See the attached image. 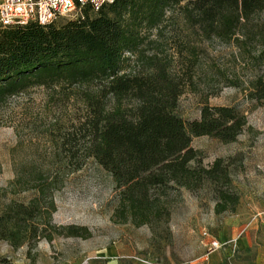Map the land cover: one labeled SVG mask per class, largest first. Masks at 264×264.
<instances>
[{
  "label": "trees",
  "instance_id": "obj_1",
  "mask_svg": "<svg viewBox=\"0 0 264 264\" xmlns=\"http://www.w3.org/2000/svg\"><path fill=\"white\" fill-rule=\"evenodd\" d=\"M175 25L178 35L169 38ZM192 36L236 47L259 68L264 0H116L99 11L85 6L77 19L61 25L33 22L0 31V102L40 87L61 104L72 99L83 104L74 122L57 121L46 131L51 150L36 152V158L48 164L15 167L12 185L35 196L0 208V242L18 250L56 236L90 238L87 228L53 223L56 192L90 158L120 190L114 214L119 223L153 231L168 227L167 198L181 189L209 191L217 215L237 211L240 194L231 164L219 158L204 166L192 141L208 136L234 143L248 126L247 117L225 106L205 105L200 119L191 122L177 112L186 89H195L203 51ZM168 40L173 54L161 51ZM246 91L264 101V76L248 80ZM0 264L9 263L0 259Z\"/></svg>",
  "mask_w": 264,
  "mask_h": 264
},
{
  "label": "rangeland",
  "instance_id": "obj_2",
  "mask_svg": "<svg viewBox=\"0 0 264 264\" xmlns=\"http://www.w3.org/2000/svg\"><path fill=\"white\" fill-rule=\"evenodd\" d=\"M171 14L172 11L168 13ZM79 16L80 13L59 19L56 24ZM173 29L169 38L178 35L176 25ZM192 40L203 51L194 75L195 89L189 87L181 96L178 114L191 122L200 119L205 105L225 106L237 108L248 120V126L234 143L225 144L208 136L192 141V147L202 153L204 166H211L219 158L231 164L232 184L240 194L237 211L217 215L209 191L192 193L181 189L170 192L167 198L171 210L168 227L162 225L153 231L148 225L119 223L114 214L119 207L120 190L111 174L90 158L56 192L53 223L87 228L91 237L56 236L53 242L43 239L33 248L26 245L18 250L4 242L0 245V259L9 264H108L111 260L99 256L111 247L116 248V253L114 249L111 252L118 264H203L226 218L243 213L264 220V101L251 99L246 91L248 80L257 74L264 76V63L257 68L242 59L236 47L219 41L199 42L196 36ZM171 46L168 40L161 51L173 54ZM126 58L135 60L130 54ZM232 82L241 85L236 87ZM51 94L50 90L37 87L0 102V208L11 201L26 204L35 196L34 191L21 192L12 185L15 167L48 164V160H38L36 152L51 150L45 136L50 125L57 121L69 124L83 112L80 100L61 104Z\"/></svg>",
  "mask_w": 264,
  "mask_h": 264
},
{
  "label": "crops",
  "instance_id": "obj_3",
  "mask_svg": "<svg viewBox=\"0 0 264 264\" xmlns=\"http://www.w3.org/2000/svg\"><path fill=\"white\" fill-rule=\"evenodd\" d=\"M214 240L220 241L221 246L218 249H209L203 264H264V220L258 219L255 214L248 216L238 213L234 217L226 218L217 230ZM1 243L4 242H0V245ZM112 249L116 253V248L110 247L102 251L99 259L111 260L108 264H118L114 260ZM92 258L96 260V252Z\"/></svg>",
  "mask_w": 264,
  "mask_h": 264
},
{
  "label": "built area",
  "instance_id": "obj_4",
  "mask_svg": "<svg viewBox=\"0 0 264 264\" xmlns=\"http://www.w3.org/2000/svg\"><path fill=\"white\" fill-rule=\"evenodd\" d=\"M116 0H0V31L15 25L38 23L49 25L59 19L79 14L85 6L99 11ZM218 240H213L210 250L220 248ZM17 264H31L18 262Z\"/></svg>",
  "mask_w": 264,
  "mask_h": 264
}]
</instances>
